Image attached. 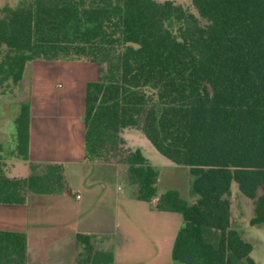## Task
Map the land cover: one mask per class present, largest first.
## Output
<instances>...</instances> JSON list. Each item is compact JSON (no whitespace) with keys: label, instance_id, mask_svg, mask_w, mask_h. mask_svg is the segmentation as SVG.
<instances>
[{"label":"trees","instance_id":"obj_1","mask_svg":"<svg viewBox=\"0 0 264 264\" xmlns=\"http://www.w3.org/2000/svg\"><path fill=\"white\" fill-rule=\"evenodd\" d=\"M198 17L169 0H19L0 8V89L12 93L25 62L80 59L98 65L84 91V152L106 162L141 131L155 150L189 168L188 203L175 189L155 208L181 214L173 264H257L230 225V186L253 201L249 223L264 225V0H192ZM205 24H200L199 19ZM179 24L174 36L167 22ZM30 103L14 118L15 154L28 160ZM118 148V149H119ZM120 162L135 198L156 196L158 170L140 148ZM0 161V203L67 190L60 164L29 162L9 178ZM260 191V193H259ZM110 239L109 235H100ZM97 234L77 233L75 264H112ZM0 264L26 263L23 232L0 230Z\"/></svg>","mask_w":264,"mask_h":264},{"label":"crops","instance_id":"obj_2","mask_svg":"<svg viewBox=\"0 0 264 264\" xmlns=\"http://www.w3.org/2000/svg\"><path fill=\"white\" fill-rule=\"evenodd\" d=\"M94 64L81 59L29 60L12 93L0 89L4 174L26 177L29 162L60 164L67 186L61 193H30L23 204L0 203V230L25 233L27 264H75L77 233L109 235L112 264H173L171 249L181 214L158 210L155 205L168 189L177 190L184 199L182 181L191 190L193 176L188 167L164 156L166 161L153 163L158 152L139 130L130 135L136 141L133 146L158 169L157 194L150 201L135 198L136 187L127 182L126 165L85 158L84 91L86 82L98 76V68L89 66ZM26 101L30 103L28 160H22L15 154L14 118L19 104ZM128 129H123L122 136L132 146ZM233 197L236 213L232 212ZM229 201L231 227L251 245L253 261L264 264V225L249 223L253 201L241 194L236 182L231 183Z\"/></svg>","mask_w":264,"mask_h":264},{"label":"rangeland","instance_id":"obj_3","mask_svg":"<svg viewBox=\"0 0 264 264\" xmlns=\"http://www.w3.org/2000/svg\"><path fill=\"white\" fill-rule=\"evenodd\" d=\"M156 1H158V2H163V1H165V0H156ZM169 1H171V2H173V3H175V4H178V5H181L187 12H190V13H193L195 16H197L198 17V14H197V11L194 9V7H193V5H192V0H169ZM18 2H19V0H0V8H1V6L4 4V3H9V4H11V5H13V6H16L17 4H18ZM200 20V24H205V21L203 20V19H199ZM167 27L169 28V30H170V32L174 35V36H178V29H179V24H178V22L177 21H175V20H169L168 22H167ZM74 59H76V58H74ZM82 61H86V62H89L87 59H84V58H80ZM64 60V59H63ZM70 60V59H69ZM72 60V59H71ZM90 67H95V68H98V65L95 63L94 65H89ZM92 70L88 73V71H87V73H86V76L88 77V78H91V76H92ZM96 75H97V70L95 71V77H96ZM94 77V78H95ZM129 129L126 131V136L127 137H129V139H131V142H132V146H129V144H127V142H126V144L124 145V146H120V147H122L124 150L126 149H134L135 147L133 146V143L134 142H136L135 141V139H134V137L133 136H130V135H135L136 133H137V131L136 130H139V129H137V128H134V127H128ZM140 131V130H139ZM122 132H123V130H122ZM141 132V131H140ZM122 134V133H121ZM129 135V136H128ZM126 141V140H125ZM131 145V144H130ZM132 147V148H131ZM119 148V147H118ZM116 148V149H111V150H109L107 153H106V155H108L107 157H106V163L108 162V163H114V164H122L121 162H120V160L122 159V148ZM156 155H157V159L156 158H153V163H155V164H160L161 163V161H166L165 160V158H163V156H161V154H159V153H156ZM163 159V160H162ZM99 162H104V160L103 161H100V160H98ZM168 161V160H167ZM169 162V161H168ZM158 170V169H157ZM168 172H170V170L168 171ZM173 174H177L178 175V171H171ZM181 174V173H180ZM182 179V178H181ZM182 183H183V185L181 186V188H182V194H183V196H184V199H185V201H187L188 203H193L195 200H196V198H197V196L196 195H194L193 193H192V191L191 190H189V188H187V184H185V182L184 181H182ZM232 200H231V203H232V212H234L235 211V213L237 212V210H238V208H237V206H235L236 205V203H237V200H236V197H233V198H231ZM232 214V213H231ZM100 235H102V234H100ZM99 235V237L97 238V242L95 243V247H96V249H100V248H109L110 247V239H105V238H102L101 236Z\"/></svg>","mask_w":264,"mask_h":264},{"label":"built area","instance_id":"obj_4","mask_svg":"<svg viewBox=\"0 0 264 264\" xmlns=\"http://www.w3.org/2000/svg\"><path fill=\"white\" fill-rule=\"evenodd\" d=\"M76 197H79L78 195Z\"/></svg>","mask_w":264,"mask_h":264}]
</instances>
